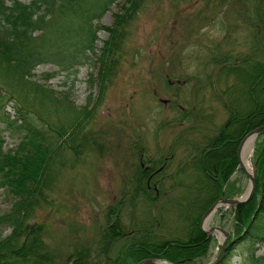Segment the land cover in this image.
Returning a JSON list of instances; mask_svg holds the SVG:
<instances>
[{
    "label": "rangeland",
    "instance_id": "1",
    "mask_svg": "<svg viewBox=\"0 0 264 264\" xmlns=\"http://www.w3.org/2000/svg\"><path fill=\"white\" fill-rule=\"evenodd\" d=\"M127 2L112 1L102 16L94 20L95 25H112L116 13H123L124 5H129ZM138 3L125 26L122 57L102 89L96 77L99 48L108 36L104 28L97 30L93 51L85 62L61 69L59 64L47 59L37 64L29 76L51 87L55 94L65 91L72 105L67 111L66 103L52 107L40 101L31 103L30 97L25 99L41 119L54 126L63 124L67 135L72 124L85 120L86 116L77 112L78 109L82 106L93 109L89 122L85 121L88 125L77 134L78 153L67 147L65 154L57 157L58 164L47 169L43 184L46 201L39 202L28 218L29 223L44 227L43 240L52 255L46 264H72L74 258L85 252L89 255L85 257L88 263L93 258L103 264L107 258L116 263L132 247L135 231L149 222L155 239L185 238L188 228L166 208L168 204H163L167 198L155 202L154 208L144 198L132 201L135 172L140 162L147 166L155 155L165 157L172 152L173 165L184 158L182 145H172L183 127L196 125L193 137L200 138L204 133L213 134L227 119L228 110L220 91L235 77L227 75L214 57L231 53L230 64L241 56L259 59L256 28L259 6H264V0H138ZM9 82L21 89L20 95L24 94L26 89L22 85L26 84L13 85V78ZM12 103L7 101L5 109L13 116ZM182 107L193 108L195 115L200 110L202 119L196 116L175 121ZM22 133L0 121L3 149L14 147ZM258 135L250 157L252 164L255 148L264 138ZM228 180L227 196L222 191L215 200L239 197L246 190L248 178L238 161ZM13 202L14 196L0 188V215ZM122 202L123 235L106 249L104 235L114 216L112 208ZM237 206L221 205L209 221V227L217 226L229 232L226 244L238 237L231 244L233 255L227 260L224 257L222 264H264V241H239L245 230L240 234L236 231ZM203 214L198 228L210 240L205 253L187 264H205L220 249L217 230L204 232L200 228ZM1 231L6 236L10 228L1 227ZM251 255L258 262H252Z\"/></svg>",
    "mask_w": 264,
    "mask_h": 264
},
{
    "label": "trees",
    "instance_id": "2",
    "mask_svg": "<svg viewBox=\"0 0 264 264\" xmlns=\"http://www.w3.org/2000/svg\"><path fill=\"white\" fill-rule=\"evenodd\" d=\"M112 1L0 0V121L7 128L23 131L14 147L3 149L0 138V188L14 196L11 208L0 215V264H46L52 259L49 246L43 240V225L29 223L28 218L39 202L46 201L43 184L47 169L58 164L57 157L65 154L66 149L78 153L77 134L88 125L93 110L85 106L78 109L77 112L86 116L85 120L72 124L67 135L63 124L54 126L41 119L25 99L30 97L31 103L40 101L56 107L58 103H66L67 111L72 105L65 91L55 94L51 87L29 76L37 64L47 59L59 64L61 69L85 62L93 51L97 30L104 28L108 36L99 48L96 77L102 89L122 57L125 26L139 4L138 0H128L129 5H124L123 13H116L112 25H95L94 20L102 16ZM258 26L259 59L241 56L230 64L231 53L213 58L227 75L235 77L220 91L228 110L227 119L213 134L204 133L200 138L193 137L196 125L183 127L172 145H182L186 154L174 165L169 160L156 172L151 179L155 187H148L147 177L162 165L163 156H153L148 166H140L135 172L132 201L144 198L152 207L158 200L167 198L163 204H168L166 208L185 222L186 237L155 239L149 222L148 226L135 231L130 242L132 247L118 257L116 263H111L109 258L104 263L135 264L144 258H162L187 264L205 253L210 239L199 230L198 221L219 194L227 190L228 179L237 166L238 141L247 131L264 123V6H259ZM11 78L13 85L26 84L22 85L26 89L23 95H20L21 89L10 84ZM7 101L13 102V116L5 109ZM192 109L180 108L175 121L183 122L196 116L202 119L200 110L195 115ZM259 136H264V132ZM254 158V195L249 202L235 208L236 231L240 234L245 230L239 241H264V138L256 146ZM123 203L112 208L114 216L104 235L106 249L123 235L120 222ZM1 227H9L10 232L3 236ZM142 231L145 233L140 234ZM233 248L226 251L224 260L233 255ZM88 256L85 252L74 258L72 264H103L101 260L96 261L97 258L88 263L85 261ZM250 260L258 262L259 259L251 255Z\"/></svg>",
    "mask_w": 264,
    "mask_h": 264
},
{
    "label": "water",
    "instance_id": "3",
    "mask_svg": "<svg viewBox=\"0 0 264 264\" xmlns=\"http://www.w3.org/2000/svg\"><path fill=\"white\" fill-rule=\"evenodd\" d=\"M164 100L165 99H163V101ZM262 132H264V123L257 125L255 127H253L252 129H250L249 131H247L241 137V139L238 143V146H237L236 157H237V161H238V166L241 168V170L244 172V174L248 178V188H247L245 194L244 195L242 194L243 196L241 195L239 197H232V198L220 197V198H218L209 206V208L205 211V213L203 214V216L201 218L200 228L202 231L209 232V231L217 230V231L221 232L223 235V240L220 244L219 252L217 253L216 256L211 258L205 264H219L224 259L226 251L231 247V244L238 239V237L232 238L230 240V242L228 244H226L227 239L229 238V232L227 230H225L221 227H217V226L208 227V229L206 230L205 221H207L221 205L226 204V205L237 206V205L246 203L247 201H249L253 197L254 192H255V188H256V180H255L254 172L249 173L246 170V168L242 164L240 154H241V147H242V144L245 141V139L249 136L255 138L258 134H260ZM136 264H177V263H172V262H168V261L161 260V259H155V258H146V259H143V260L137 262Z\"/></svg>",
    "mask_w": 264,
    "mask_h": 264
},
{
    "label": "bare ground",
    "instance_id": "4",
    "mask_svg": "<svg viewBox=\"0 0 264 264\" xmlns=\"http://www.w3.org/2000/svg\"><path fill=\"white\" fill-rule=\"evenodd\" d=\"M254 140H255V138L251 137V136H249L245 139V141L243 142L242 147H241V154L240 155H241L242 164L244 165L246 170L249 173L254 172V176H255V164L254 163L252 164L251 159H250V157L252 155ZM247 188H248V185H247ZM247 188H246V190H247ZM246 190L244 191L243 195L245 194ZM211 217L207 221H205V228L209 227V221H210ZM216 233H217L218 239L220 240V244H221V242L223 240V235L219 231H217Z\"/></svg>",
    "mask_w": 264,
    "mask_h": 264
},
{
    "label": "flooded vegetation",
    "instance_id": "5",
    "mask_svg": "<svg viewBox=\"0 0 264 264\" xmlns=\"http://www.w3.org/2000/svg\"><path fill=\"white\" fill-rule=\"evenodd\" d=\"M170 82V81H169ZM165 101V100H164ZM183 108V107H182ZM198 111V110H197ZM197 114H198V112H197ZM203 117V116H202ZM197 119H200V116H198L197 117ZM196 133V132H195ZM186 142H188L187 140H186ZM182 143V142H181ZM163 163H162V165L161 166H159V167H157L155 170H153L149 175H148V177H147V185H148V187L150 188V187H155L154 185H155V182H151V179H152V177L156 174V172L157 171H159L160 169H162V167H164V165L169 161V160H172L173 159V153L171 152L168 156H163ZM140 166L142 167V168H145L146 166L145 165H143V163L142 162H140ZM148 166V165H147ZM152 183V185H150Z\"/></svg>",
    "mask_w": 264,
    "mask_h": 264
}]
</instances>
